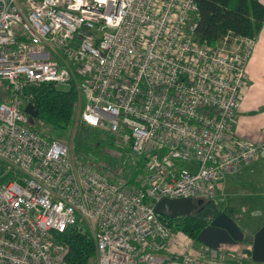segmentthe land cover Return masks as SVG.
Masks as SVG:
<instances>
[{
	"label": "built area",
	"instance_id": "2783aa9c",
	"mask_svg": "<svg viewBox=\"0 0 264 264\" xmlns=\"http://www.w3.org/2000/svg\"><path fill=\"white\" fill-rule=\"evenodd\" d=\"M195 15L193 0H0V178L12 175L0 182V264H65L56 236L73 226L92 240L86 264H230L197 254L152 211L162 198L211 199L264 156L229 134L255 39L199 44ZM31 84L74 87L81 126L143 158L138 189L30 130Z\"/></svg>",
	"mask_w": 264,
	"mask_h": 264
},
{
	"label": "trees",
	"instance_id": "16d2710c",
	"mask_svg": "<svg viewBox=\"0 0 264 264\" xmlns=\"http://www.w3.org/2000/svg\"><path fill=\"white\" fill-rule=\"evenodd\" d=\"M193 2L196 6L193 37L199 44L205 46L216 45L226 33L233 37L254 38L264 21V7L258 0H193ZM8 91L6 84L0 82V103L9 101ZM23 98L26 103H30L37 110V118L33 120L32 125H28V128L40 136L42 134L32 127L37 122L55 130H65L70 126L77 99L74 87L67 86L63 90L50 84H31L25 88ZM102 142L113 148L109 136L106 135ZM128 152L127 149L124 150L123 153H127V159L117 163L120 164L117 168L107 170L101 175L111 183L123 184L125 191L134 192L139 187L136 177L142 171L143 158L135 159ZM2 171L3 168H0V173ZM10 178L12 175L9 172L0 178V182ZM199 212L200 209L196 206L195 210L186 217L160 219L172 234H182L193 245L198 244L195 241L197 234L221 212L231 218L240 228V221L234 217L233 209L223 208L213 212L212 215ZM263 223L264 220L261 225ZM244 236L247 235L244 234ZM56 241L67 247L64 257L65 264H86L87 260L93 256L92 240L86 232L79 231L76 226L65 229L63 233L56 236ZM233 245L235 249L237 247L236 250L227 251L220 246L215 251L218 256L223 254L232 257L228 261L225 260L227 263L251 264L250 243L242 241Z\"/></svg>",
	"mask_w": 264,
	"mask_h": 264
},
{
	"label": "rangeland",
	"instance_id": "374dc122",
	"mask_svg": "<svg viewBox=\"0 0 264 264\" xmlns=\"http://www.w3.org/2000/svg\"><path fill=\"white\" fill-rule=\"evenodd\" d=\"M58 89L65 90L66 87H58ZM32 127L41 133L43 138L56 140L66 145L73 164L87 166L99 174L117 168L120 165L117 163L127 159V153H120L114 148L106 146L102 142L106 135L96 129L86 128L87 136L78 143L77 134L79 127L82 126L78 121V113L76 116L75 108L70 126L65 130H55L38 122ZM221 186L220 190H215L214 197L206 200V204L199 207L200 212L212 215L213 212L223 208L233 209L234 217L240 221V228H238L243 235L252 236L261 227L264 220V156L252 161L235 173L225 175ZM180 244L185 245L183 241ZM221 246L227 251L235 249L234 245ZM191 248L202 256H213V252H216L199 244H191ZM177 250L181 251L182 248L177 247ZM219 255L226 261L232 258L223 254ZM251 264L261 263L252 262Z\"/></svg>",
	"mask_w": 264,
	"mask_h": 264
},
{
	"label": "water",
	"instance_id": "95a60500",
	"mask_svg": "<svg viewBox=\"0 0 264 264\" xmlns=\"http://www.w3.org/2000/svg\"><path fill=\"white\" fill-rule=\"evenodd\" d=\"M23 112L28 116L29 125H32L33 120L37 118V110L30 103H26ZM87 134L86 128L79 127L77 134L78 143ZM199 203L200 201H193L188 198H162L154 203L152 211L156 216L163 219L186 217L195 210ZM195 241L210 250H217L221 245H233L242 241L249 242L251 245V262L264 264V223L252 236H244L233 220L221 212L197 234Z\"/></svg>",
	"mask_w": 264,
	"mask_h": 264
},
{
	"label": "crops",
	"instance_id": "0c3cea01",
	"mask_svg": "<svg viewBox=\"0 0 264 264\" xmlns=\"http://www.w3.org/2000/svg\"><path fill=\"white\" fill-rule=\"evenodd\" d=\"M258 2L264 7V0ZM254 39L255 43L245 66L246 87L230 123L229 134L236 142L264 145V21ZM221 183L222 181L216 190H220Z\"/></svg>",
	"mask_w": 264,
	"mask_h": 264
},
{
	"label": "flooded vegetation",
	"instance_id": "af4514ba",
	"mask_svg": "<svg viewBox=\"0 0 264 264\" xmlns=\"http://www.w3.org/2000/svg\"><path fill=\"white\" fill-rule=\"evenodd\" d=\"M194 201H200V203L197 205V207H201L202 205H205L206 204V200H203V199H195Z\"/></svg>",
	"mask_w": 264,
	"mask_h": 264
}]
</instances>
